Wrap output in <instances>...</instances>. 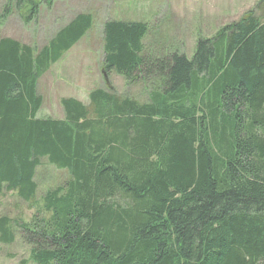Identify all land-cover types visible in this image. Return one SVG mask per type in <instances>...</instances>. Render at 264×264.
<instances>
[{
	"label": "trees",
	"instance_id": "16d2710c",
	"mask_svg": "<svg viewBox=\"0 0 264 264\" xmlns=\"http://www.w3.org/2000/svg\"><path fill=\"white\" fill-rule=\"evenodd\" d=\"M53 4L6 0L2 14L29 24ZM255 8L191 58L150 54L143 22L105 21L100 70L146 86L147 103L94 88L87 105L60 99L62 119L36 118L37 82L92 16L39 49L0 37V197L31 202L41 159L69 175L30 223L0 218V244L19 238L34 264H264V0Z\"/></svg>",
	"mask_w": 264,
	"mask_h": 264
},
{
	"label": "rangeland",
	"instance_id": "374dc122",
	"mask_svg": "<svg viewBox=\"0 0 264 264\" xmlns=\"http://www.w3.org/2000/svg\"><path fill=\"white\" fill-rule=\"evenodd\" d=\"M258 0H54L50 9L39 7L37 16L25 24L17 11L6 18V0H0V37L39 49L62 27L70 14L88 13L93 18L92 28L76 46L54 63L49 70L50 79L61 80L68 87L62 91L72 94L87 105V93L94 88L111 89L117 96L128 97L140 104L147 103V87L140 82L127 84L123 77L100 70L103 58L102 28L107 20L143 22L147 26L144 40L152 55L176 52L191 58L198 39H211L222 28L254 12ZM64 11H68L64 14ZM259 13H256L258 15ZM43 79L38 85L42 105L36 118L62 119L59 105L61 96ZM93 86V87H92ZM69 181L65 170L39 160L34 182L36 193L31 202H24L13 192L2 191L0 218L14 225L30 223L40 214L47 192L62 188ZM13 231L18 228L12 226ZM0 264H34L29 247L16 237L11 245L0 244Z\"/></svg>",
	"mask_w": 264,
	"mask_h": 264
},
{
	"label": "crops",
	"instance_id": "0c3cea01",
	"mask_svg": "<svg viewBox=\"0 0 264 264\" xmlns=\"http://www.w3.org/2000/svg\"><path fill=\"white\" fill-rule=\"evenodd\" d=\"M68 11H64V14L65 13H67ZM71 18H72V16L69 14L68 16H67V19H66V21H70L71 20ZM78 43V42H77ZM76 43V44H77ZM76 44L72 47V48H70L69 50H68V52H70L75 46H76ZM66 54V53H65ZM63 57V56H62ZM51 68V67H50ZM50 68H49V70H50ZM49 70L38 80V82H37V92H38V85H39V83L43 80V79H46V80H48V81H50V82H52V84H51V87H52V89L55 91V93L56 94H58L59 96H61L62 98H74L75 99V97L72 95V94H69V93H66V92H60V91H62V87H67L65 84H64V81H63V79H64V77L61 79V80H56L55 78H52V79H50L49 77L51 76V75H49ZM47 75L49 76V77H47ZM93 87V86H92ZM68 88V87H67ZM88 94V93H87ZM78 101H80V100H78ZM81 102V101H80Z\"/></svg>",
	"mask_w": 264,
	"mask_h": 264
}]
</instances>
